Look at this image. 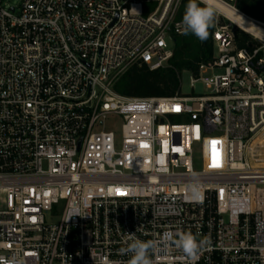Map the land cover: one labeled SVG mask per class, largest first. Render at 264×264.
<instances>
[{
	"label": "built area",
	"instance_id": "2783aa9c",
	"mask_svg": "<svg viewBox=\"0 0 264 264\" xmlns=\"http://www.w3.org/2000/svg\"><path fill=\"white\" fill-rule=\"evenodd\" d=\"M180 3L0 0V264H127L129 234L187 231L209 240L194 264H264V39L217 23L203 95L115 90L172 59ZM151 258L193 264L173 244Z\"/></svg>",
	"mask_w": 264,
	"mask_h": 264
},
{
	"label": "trees",
	"instance_id": "16d2710c",
	"mask_svg": "<svg viewBox=\"0 0 264 264\" xmlns=\"http://www.w3.org/2000/svg\"><path fill=\"white\" fill-rule=\"evenodd\" d=\"M241 2L261 10V14H252L241 6ZM234 7L253 19L264 16V6L254 0H236ZM214 29V26L209 29V35L204 41L197 39L194 35L175 37L174 54L166 66L155 71H150L147 67L131 69L116 83V92L122 96L137 98L175 96L180 92L181 73L189 72L197 77L200 67L212 61ZM235 36L239 48L254 44L250 36L239 30L235 31Z\"/></svg>",
	"mask_w": 264,
	"mask_h": 264
},
{
	"label": "clouds",
	"instance_id": "9594fccd",
	"mask_svg": "<svg viewBox=\"0 0 264 264\" xmlns=\"http://www.w3.org/2000/svg\"><path fill=\"white\" fill-rule=\"evenodd\" d=\"M217 11L215 0H188L181 21L183 34L194 35L201 41L206 40L209 35V29L214 26L216 21ZM191 193L194 198L198 196V187L195 185L191 186ZM129 240L131 242L125 241L127 246L120 249V254H130L127 264H155L151 255L158 245H163L167 248L170 244L182 250L194 264L199 251L204 245L209 243L207 237L199 239L198 234H194L191 231L178 232L175 234V238H173V234L166 233L158 242L153 240L143 241L135 238L134 234H129ZM5 264H24V258L13 256Z\"/></svg>",
	"mask_w": 264,
	"mask_h": 264
},
{
	"label": "rangeland",
	"instance_id": "374dc122",
	"mask_svg": "<svg viewBox=\"0 0 264 264\" xmlns=\"http://www.w3.org/2000/svg\"><path fill=\"white\" fill-rule=\"evenodd\" d=\"M22 1L23 0H7V3H8L9 6L19 7ZM187 3H188V0H181L180 6H179V9H178V20H182V17H183V14H184V12H182V10L185 11V7H186ZM155 6H156L155 4L153 6H150V10L153 11ZM144 7L146 9L147 5H144ZM217 23H219V25L231 24L228 20H226L224 17L220 16L219 14H217L216 21L214 23V28H215V25ZM233 30H234V32L236 30H239V31L243 32L242 30H240L239 28L235 27L234 25H233ZM243 33H245V32H243ZM248 36H250V35H248ZM251 38L253 39V37H251ZM253 42L255 43L254 39H253ZM168 44H169L170 48L174 50V40H171V39L168 40ZM220 72H221L220 70H215L214 72L213 71H207L202 77L203 78H210L213 75L219 74ZM194 79H195V77L192 74H190L189 72L181 73V80H180L181 88H180V91L182 92V94L190 95V96H200V95L204 94L205 90H204V86L202 85L201 82H198V83L195 84V89L191 88L192 80H194ZM109 123L114 125L116 128H119L120 124H121V121L118 118H114ZM198 169H201V167H199Z\"/></svg>",
	"mask_w": 264,
	"mask_h": 264
},
{
	"label": "bare ground",
	"instance_id": "6f19581e",
	"mask_svg": "<svg viewBox=\"0 0 264 264\" xmlns=\"http://www.w3.org/2000/svg\"><path fill=\"white\" fill-rule=\"evenodd\" d=\"M215 5L218 9L217 14L224 17L235 27L239 28L246 34L256 39H264V26L246 17L232 6L223 3L220 0H215Z\"/></svg>",
	"mask_w": 264,
	"mask_h": 264
},
{
	"label": "crops",
	"instance_id": "0c3cea01",
	"mask_svg": "<svg viewBox=\"0 0 264 264\" xmlns=\"http://www.w3.org/2000/svg\"><path fill=\"white\" fill-rule=\"evenodd\" d=\"M254 1H256V2H258V4H262L263 6H264V0H254ZM241 6L243 7V8H245V9H247L249 12H251L252 14H261V10H258V9H255L254 7H249V6H247V5H245L244 4V2H241ZM237 10V9H236ZM238 11V10H237ZM240 12V11H239ZM240 13H242V12H240ZM243 15H245L244 13H242ZM246 17H249V16H247V15H245ZM249 18H251V17H249ZM251 20H254V21H256V22H262V23H264V16L262 17V18H258V19H253V18H251Z\"/></svg>",
	"mask_w": 264,
	"mask_h": 264
},
{
	"label": "water",
	"instance_id": "95a60500",
	"mask_svg": "<svg viewBox=\"0 0 264 264\" xmlns=\"http://www.w3.org/2000/svg\"><path fill=\"white\" fill-rule=\"evenodd\" d=\"M236 10V9H235ZM249 18V17H248ZM251 19V18H250ZM254 21V20H253ZM232 24V23H231Z\"/></svg>",
	"mask_w": 264,
	"mask_h": 264
}]
</instances>
